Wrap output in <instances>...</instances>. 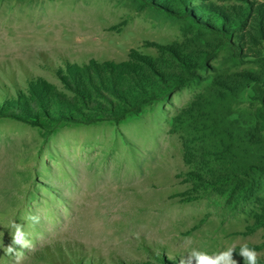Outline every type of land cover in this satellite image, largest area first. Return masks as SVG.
Returning <instances> with one entry per match:
<instances>
[{
    "label": "rangeland",
    "instance_id": "374dc122",
    "mask_svg": "<svg viewBox=\"0 0 264 264\" xmlns=\"http://www.w3.org/2000/svg\"><path fill=\"white\" fill-rule=\"evenodd\" d=\"M263 95L264 0H0V264H264V189L184 161Z\"/></svg>",
    "mask_w": 264,
    "mask_h": 264
},
{
    "label": "trees",
    "instance_id": "16d2710c",
    "mask_svg": "<svg viewBox=\"0 0 264 264\" xmlns=\"http://www.w3.org/2000/svg\"><path fill=\"white\" fill-rule=\"evenodd\" d=\"M189 111V110H188ZM187 110L175 118L174 127L179 129ZM193 130L202 133L204 142L209 141L207 150L199 143L202 139L187 141L184 145V161L188 166H200L195 169L206 171L214 179L229 186H234L246 198L262 192L264 184V95L256 99L255 113L252 120L246 123V130L240 138L226 132L216 117H200L192 120ZM219 173V174H218ZM194 173L189 177L195 180ZM196 176V175H195ZM253 194V195H252Z\"/></svg>",
    "mask_w": 264,
    "mask_h": 264
},
{
    "label": "clouds",
    "instance_id": "9594fccd",
    "mask_svg": "<svg viewBox=\"0 0 264 264\" xmlns=\"http://www.w3.org/2000/svg\"><path fill=\"white\" fill-rule=\"evenodd\" d=\"M30 219L39 223V217L32 216ZM15 228V233L12 237V242L14 245H20L22 248H29L30 242L26 240V234L22 230V226L18 224H13ZM138 238V235H137ZM6 254L11 255L15 252L13 246L6 247ZM233 249L229 248L218 255L210 256L205 252L193 250L186 258L181 259V264H192V260L195 259L197 264H236V261L232 259ZM240 254L244 257L246 264H257L258 254L244 245L241 248Z\"/></svg>",
    "mask_w": 264,
    "mask_h": 264
},
{
    "label": "bare ground",
    "instance_id": "6f19581e",
    "mask_svg": "<svg viewBox=\"0 0 264 264\" xmlns=\"http://www.w3.org/2000/svg\"><path fill=\"white\" fill-rule=\"evenodd\" d=\"M15 50V49H14Z\"/></svg>",
    "mask_w": 264,
    "mask_h": 264
}]
</instances>
